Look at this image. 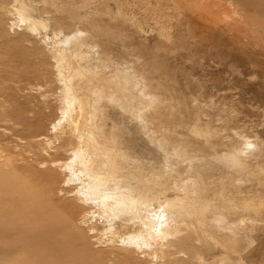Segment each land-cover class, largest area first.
<instances>
[{"label": "rangeland", "instance_id": "374dc122", "mask_svg": "<svg viewBox=\"0 0 264 264\" xmlns=\"http://www.w3.org/2000/svg\"><path fill=\"white\" fill-rule=\"evenodd\" d=\"M76 32L98 69L82 95L104 90L103 133L140 163L139 182L172 179L161 250L122 246L130 227L91 232L97 210L52 166L78 141L52 129L49 38ZM0 264H264V0H0Z\"/></svg>", "mask_w": 264, "mask_h": 264}, {"label": "bare ground", "instance_id": "6f19581e", "mask_svg": "<svg viewBox=\"0 0 264 264\" xmlns=\"http://www.w3.org/2000/svg\"><path fill=\"white\" fill-rule=\"evenodd\" d=\"M16 17L27 31L35 34L46 32L47 26L38 23L33 15L26 16L18 11ZM44 36L49 38L47 34ZM82 36L81 32H76L62 38L53 34L49 38L53 41L51 53L57 67V80L62 86L59 92L62 104L60 119L52 125V129L60 132L65 129L76 135L78 141V147L63 163L52 166L60 167L67 174L63 185H72L71 197L97 210L92 215H96L103 227L101 231L92 227L91 232L115 236L118 225L130 227L133 232L118 237L122 246L140 252L161 250L162 241L173 235L164 220L161 202L163 195L167 198L172 195L169 192L172 179L162 187L153 178L150 184H145L144 180L139 182L136 175L141 178L143 171L140 163L119 149L115 142H110L103 133L99 116L103 110L101 96L104 90L93 91L90 97L82 95V87L90 85L98 72L97 67L88 64L87 53L80 51ZM123 79L127 84V78ZM108 101L119 107L123 103L116 96L108 97ZM245 145L246 148L253 146Z\"/></svg>", "mask_w": 264, "mask_h": 264}]
</instances>
